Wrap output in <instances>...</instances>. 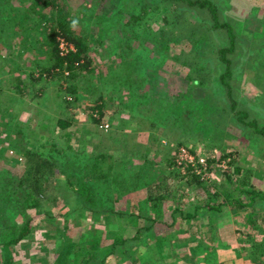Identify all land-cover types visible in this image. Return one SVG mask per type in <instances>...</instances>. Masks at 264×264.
<instances>
[{
  "label": "rangeland",
  "instance_id": "obj_1",
  "mask_svg": "<svg viewBox=\"0 0 264 264\" xmlns=\"http://www.w3.org/2000/svg\"><path fill=\"white\" fill-rule=\"evenodd\" d=\"M213 1L216 15L192 0H0V6L6 7L18 25L0 41V107L10 106L12 111L0 112V173H23L25 157L12 145L21 140L15 132L20 121L26 124L21 142L34 149L42 142L46 147L69 143L84 149L86 156L100 149L109 153L107 163L116 161L112 174L117 178H98V195L104 187L110 188L117 210L141 211V215L157 220L152 225V237H135L137 224L112 212L88 208L67 186L69 172L55 168L45 175L47 190L39 203L27 206L32 216L30 231L11 249L15 264H68V255L73 256V264H264V200L257 197L253 205H241L230 202L226 192H221L224 188L240 192L235 188L238 180L252 175L249 185L241 188L240 199H247L246 192L251 189L264 194V134L236 119V111L229 108L234 100L239 108L248 110L250 118L264 125V93L260 94L264 90V0ZM138 10L149 14L137 19L132 15ZM73 19L79 21L75 28L71 26ZM185 20L193 22L196 30L190 41L202 37L209 46L198 53L194 47L190 56H185L187 63L181 64L175 54L191 46L183 33ZM54 31L71 49L75 45L66 35L82 40L91 64L73 71L67 69V62L64 68L46 69L55 63L50 54ZM164 37L174 41L168 43ZM183 37L180 45L178 40ZM232 39L235 49L226 54L231 60L232 75L227 78L230 96L224 94L211 106L192 101L191 117L178 102L163 109L151 100L152 92L174 100L186 88L182 80L189 71H211L210 77H219L226 62L215 48L231 45ZM66 44L60 48L62 54L67 52ZM167 68L176 72L168 79L164 77ZM16 71H22L27 79L22 90L10 78V72ZM25 74L38 79L31 83ZM139 75L145 79L134 80ZM127 76L133 80L127 81ZM149 89L151 95L146 94ZM212 89L199 85L186 97H201L204 92L209 98ZM8 94L18 97L11 100ZM100 98L106 101L104 115L95 108ZM222 105L227 112L221 111ZM214 110L218 112L215 118ZM170 113L175 119L163 117ZM150 114L162 118L155 123L146 121ZM59 119L69 124H59ZM164 122L171 125L166 127ZM184 122L193 131L181 130L178 123ZM115 128L122 131L116 143L108 136ZM179 140L184 143L177 144ZM101 141L107 143L102 148ZM181 146L192 147L195 155L208 160L206 173L198 171L201 165L194 164L202 184L190 181L188 169L178 172L169 163ZM230 151L236 153V164L243 167L239 172L233 171L232 155L224 157ZM209 158L214 161L209 163ZM229 168L231 181L225 180ZM87 169L94 175L91 168ZM159 169L164 172L160 171L154 183H160L162 194L170 192L160 212L149 202L143 205L149 193V170ZM209 188L221 192L213 201L224 199L225 209L200 210L197 216L182 218L181 210L205 201ZM139 221L144 222L142 217ZM197 241L204 245L200 247ZM135 243L134 250L122 255L123 249ZM89 249L93 255L83 256ZM4 252L0 253L1 260Z\"/></svg>",
  "mask_w": 264,
  "mask_h": 264
},
{
  "label": "trees",
  "instance_id": "obj_2",
  "mask_svg": "<svg viewBox=\"0 0 264 264\" xmlns=\"http://www.w3.org/2000/svg\"><path fill=\"white\" fill-rule=\"evenodd\" d=\"M193 2L199 4L201 7H206L213 15H216V9L217 5L214 3L213 0H192ZM9 11L6 10V7L0 6V41H5L4 35L10 34L12 30L17 27V22L15 19L10 18L8 16ZM7 13V14H6ZM143 15H148L149 12L138 10L136 13H134L132 16L139 19ZM263 19V18H261ZM168 21V20H167ZM165 21V22H167ZM172 21H169L167 23H170ZM62 24V23H61ZM191 24V25H188ZM225 26H227L230 29L229 23H224ZM184 31L183 33L188 36L187 39L189 40L191 46L189 50H181V52L175 54V58L178 60L176 62L181 64L184 62L187 63V60L185 59V56H190L191 52L193 51L194 47L196 49L195 53H198L199 50L203 49V52H205V48L209 46V42L205 40V38H199L197 37L195 40L190 41L195 36V29L193 28L194 23H190L189 21L185 20L183 23ZM186 27V28H185ZM25 29V28H24ZM232 29L230 30V34ZM64 33V31H63ZM58 32L54 31L52 33V51H50V54L55 59V63L51 65V67H47L46 69L51 70V68L54 70L56 66L64 68L65 62H67V69L74 70L78 67H86L89 64H91L92 59L87 54L88 47L84 44L82 40L79 38H73L71 35L65 31L66 38L71 42L74 43L75 49L70 48L66 53H61V46H60V40L57 39ZM192 38H191V37ZM203 36V35H201ZM165 38V37H164ZM166 39V38H165ZM169 42L174 41L173 39H166ZM185 40L183 37L182 39L178 40V43ZM161 42H165L164 39L160 40ZM234 40L232 39V44L229 46H223L221 48H215V50L218 51V55L226 62L225 66H223L222 70L219 71V77H210L211 71L206 74V72H199L198 74L193 73L192 71H189L188 73L184 74L182 83L184 85V82H186V88L181 89V91L177 94V96H174V100L170 101L166 99L163 96H160L156 92H152V98L151 100L153 102H157L159 106H161L163 109L165 107H171L172 103L176 104L177 102L185 108L183 111H186L187 116L191 117L192 113L194 112V109L192 106L194 101L198 105L202 106H211L215 103L217 100H221L224 98V94L228 97L232 94V90L228 84V79L232 75L231 71V60L226 57L227 53L233 52L235 49ZM180 45L182 43H179ZM194 53V54H195ZM193 54V55H194ZM184 57V58H183ZM165 59V58H163ZM185 59V60H184ZM166 60V59H165ZM125 60L121 61V63L125 62ZM204 66V70H205ZM12 73V76L10 77L13 79V84L17 87H20V90H22L21 85L25 84L27 79H24L22 77V71H16L15 73ZM176 72L170 68H167L166 73L164 75L165 78L171 77V75L175 74ZM160 75V73H158ZM26 75V74H25ZM28 75H26L27 78ZM156 77V76H155ZM175 77V76H174ZM33 77L28 76V80L32 83L33 81L37 80L32 79ZM173 78V77H172ZM137 79L144 80L145 77L142 75L136 76L134 80L137 81ZM152 79V77H151ZM127 81H132V76H127ZM221 83V84H219ZM204 87V88H210L214 87L215 89L213 92H211L210 97L207 98L205 93L203 92V96H198V94H194L193 97L187 98V94L190 91L193 90V88H197L198 86ZM225 86L226 90L224 87ZM223 88V89H222ZM19 89V88H18ZM153 91L155 89L153 88ZM198 93V92H197ZM264 93V90H260V94ZM147 95H151V90H147ZM263 95V94H262ZM10 96V99H16L18 96L15 94H8ZM225 96V97H226ZM182 99L183 102H180ZM201 101V102H199ZM139 103L138 101H136ZM106 101L102 98H100L97 103L96 107L97 112L104 115L103 107L105 105ZM10 104V103H8ZM232 110H235L236 112L234 116H236V119H240L243 121L245 125H250L253 127V129L257 132H262L264 134V125L260 126L259 122L256 118H250L251 114L248 112L247 109L239 108L234 100H232V103L230 107ZM221 111L227 112L226 106L222 105L220 107ZM10 109V106L0 107V112L5 113L8 112ZM160 110V109H159ZM174 113L175 108L173 109ZM12 111H9V114H11ZM170 113L169 116L171 119H175V114ZM213 116L215 118V114L218 115V112L215 110L213 111ZM101 116V115H100ZM150 118V119H148ZM146 121H150L152 123H155L162 117H157L155 115H149ZM99 119V118H98ZM102 120V119H99ZM216 120V119H215ZM59 124L67 125V121L64 119L58 120ZM17 122L16 127V133L18 134V137H21L20 142L16 143L12 142V145L18 149L19 153L23 155L24 161L22 163V166L24 167L23 173L17 175L14 173L3 174L0 173V253L2 250H5L3 253L4 258L1 260V264H15V259L11 256V249L13 245L19 243L26 234L30 231V223L32 220V216L29 215L27 206L29 203L37 204L39 203V197L44 195L46 193V187L47 184L45 182V175L51 174V172H54L55 168H59L60 170H63L68 173V179H67V186H69L70 189L75 191V194L79 196L82 203L85 205H89L88 208H93V210L99 211L101 213H115L120 218L124 219L126 222H131L133 224L138 225V229L136 230V233L134 234L135 237L143 238V240L147 237H152L154 235L153 230V224L157 221L155 217H152V215L146 216L145 213L141 215V211L139 212H125L122 209L117 210L115 206L113 205V197H112V191L110 188L104 187L100 194L98 195L97 190L95 189V185L97 184V179L107 178L110 177L112 174V170L115 168V162L116 161H110L107 163V156L110 155L109 153L106 154L103 149H100L99 152L95 151L94 153L90 154L89 156H86L87 152L84 149H76L71 144L68 143L67 146H60L56 143H53V146L46 147L47 144H44L42 142L36 149L29 147L26 144H22V139L25 136V127L26 124L23 125V123L19 124ZM164 125L167 127L171 124L164 122ZM179 126H181V130H185L184 132H190L193 131V127L189 126L186 127V123L184 122L182 125L178 123ZM183 128V129H182ZM111 134H109V138L112 142L116 143L120 139V135L118 133H121L122 131L118 128H115L113 131H109ZM186 138V137H185ZM184 143L183 140H179L177 144ZM102 144H107L106 142H102L99 144L102 148ZM20 145H23L25 148H20ZM46 147L47 150L43 149ZM191 151L192 147L190 148ZM85 153V154H84ZM232 155L231 164H233L232 168L233 171L236 169L238 172L243 167L236 164V153H233V151L228 152L224 156V154L221 155V158L224 156ZM212 160V158H209V163ZM169 163L176 167L174 170L180 169V168H186L188 171L192 174L191 182H196L195 184L200 185L202 184V177L201 174L196 172L195 165L192 163H188L186 161L179 162L176 158H170ZM103 164V167L101 166ZM101 166V167H100ZM75 167V168H74ZM102 168V169H95V168ZM87 168H91L94 175L88 172ZM90 169V170H91ZM70 170L73 173H70ZM95 171V172H94ZM141 171V170H140ZM139 171V172H140ZM164 172L162 169L153 171L152 173L149 170L148 176L149 180L146 182L149 183L148 187V195L146 196V200L143 201V205H147L149 202L150 204L154 205L155 209L157 211H161V207L164 204L165 199L168 197L169 193L166 192V194L161 193V187L160 183H154L158 182L159 179V173ZM81 172V173H80ZM138 172V173H139ZM176 173L175 171H173ZM179 172V171H178ZM226 173V179L227 181H231L233 179V173L232 170L229 168L225 171ZM142 175V173H141ZM156 175V176H154ZM113 177L117 178L116 174ZM152 179V180H151ZM252 179V175H247L242 177L241 180H238V185L235 186L237 191L242 192L241 188L244 186L249 185L250 180ZM223 180V182L225 181ZM244 185V186H243ZM207 192L209 194L208 198L200 203H196L192 207L190 206L187 209H182V218L183 217H194L197 216L200 213V210L206 211L207 213L211 208L214 209L215 212H218L220 210L225 209L226 201L223 199L222 201H213L215 200L214 196H220L221 192H226L225 196L230 202L236 201L237 203L241 205H253L254 201L257 199V197L262 198L264 200V194L257 193L256 189H251L250 191L246 192L247 199L241 200L239 197L240 192L235 193V191H232L230 188H224L221 189V192L219 190L210 191V188L207 189ZM252 193H256L251 195ZM245 196V197H246ZM212 197V198H211ZM244 197V198H245ZM109 201L112 203L109 205ZM105 204L109 206H104ZM92 206V207H90ZM103 207V209H100ZM222 208V209H221ZM147 209V207H145ZM143 218V223L139 221V218ZM148 222V223H147ZM150 222V223H149ZM155 237V236H154ZM186 240V239H184ZM198 245L202 247L204 243L202 241H197ZM196 243V245H197ZM136 244H133L131 247L127 248L126 250H122V255H125L126 253H130L132 250L136 248ZM93 249H96L93 248ZM92 249V250H93ZM112 253L113 251L110 250ZM93 255L91 250H87V252L83 256H91ZM58 259H62V254H58ZM104 261V258L102 259V262ZM74 259L72 255H68V264H73ZM90 264V263H88ZM92 264H101L100 262ZM218 264V263H217ZM220 264V263H219Z\"/></svg>",
  "mask_w": 264,
  "mask_h": 264
},
{
  "label": "built area",
  "instance_id": "obj_3",
  "mask_svg": "<svg viewBox=\"0 0 264 264\" xmlns=\"http://www.w3.org/2000/svg\"><path fill=\"white\" fill-rule=\"evenodd\" d=\"M65 41L62 40L61 41V47L65 46ZM67 45V44H66ZM68 48L66 49L67 51L70 49L69 45H67ZM62 52H64V49L62 48ZM177 159L179 162L182 161H186L188 163H192V164H198L201 165L202 168L198 171L200 172H205L206 173V168H207V162L208 160L206 159V157L202 156V155H195L189 148L181 146L177 152Z\"/></svg>",
  "mask_w": 264,
  "mask_h": 264
},
{
  "label": "clouds",
  "instance_id": "obj_4",
  "mask_svg": "<svg viewBox=\"0 0 264 264\" xmlns=\"http://www.w3.org/2000/svg\"><path fill=\"white\" fill-rule=\"evenodd\" d=\"M79 23V21L77 20V19H73L72 21H71V26L73 27V28H75L76 27V25Z\"/></svg>",
  "mask_w": 264,
  "mask_h": 264
}]
</instances>
